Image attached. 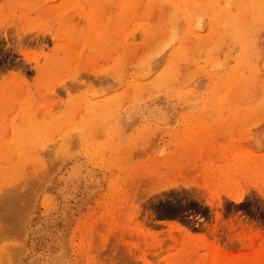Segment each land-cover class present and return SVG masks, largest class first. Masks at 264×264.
<instances>
[{"label":"rangeland","instance_id":"374dc122","mask_svg":"<svg viewBox=\"0 0 264 264\" xmlns=\"http://www.w3.org/2000/svg\"><path fill=\"white\" fill-rule=\"evenodd\" d=\"M0 264H264V0H0Z\"/></svg>","mask_w":264,"mask_h":264},{"label":"bare ground","instance_id":"6f19581e","mask_svg":"<svg viewBox=\"0 0 264 264\" xmlns=\"http://www.w3.org/2000/svg\"><path fill=\"white\" fill-rule=\"evenodd\" d=\"M212 1H213V0H212ZM249 1H250V0H249ZM242 2H243V1H242ZM245 2H246V1H245ZM218 3H219V2H218ZM190 24H191V21H190ZM9 197H10V196H9ZM11 197H12V196H11ZM17 198H18V197H17ZM13 199H14V198H13ZM19 200H20V198H19ZM8 201H9V200H8ZM8 201H7V202H8ZM11 201H12V200H11ZM13 201H14V200H13ZM17 201H18V200H17ZM9 203H11V202H9ZM12 203H13V202H12ZM12 203H11V204H12ZM14 204H15V203H14ZM14 204H13V205H14ZM16 204H17V203H16ZM9 205H10V204H9ZM11 206H12V205H10V207H11ZM18 206H19V204H18ZM13 207H14V206H13ZM16 208H17V207H16ZM16 208H15V209H16ZM12 211H13V210H12ZM8 212H9V211H8ZM10 212H11V210H10ZM17 212H18V211H17ZM15 213H16V211H15ZM7 214H8V213H7ZM7 214H6V215H7ZM9 214H10V213H9ZM13 214H14V213H13ZM16 215H18V214H16ZM9 216H10V215H8V218H9ZM14 216H15V215H14ZM14 229H15V228H14ZM14 229H13V230H14ZM11 233H12V232H11Z\"/></svg>","mask_w":264,"mask_h":264}]
</instances>
